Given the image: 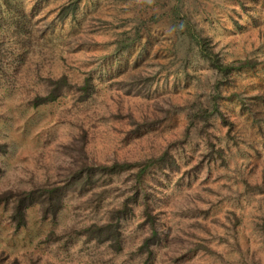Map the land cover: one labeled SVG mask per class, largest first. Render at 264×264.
Returning a JSON list of instances; mask_svg holds the SVG:
<instances>
[{"label":"rangeland","instance_id":"rangeland-1","mask_svg":"<svg viewBox=\"0 0 264 264\" xmlns=\"http://www.w3.org/2000/svg\"><path fill=\"white\" fill-rule=\"evenodd\" d=\"M71 1L0 0V188L63 182L83 159L168 151L171 167L153 162L143 187L158 231L139 252L148 226L137 201L117 252L37 241L51 224L104 220L132 197L133 164L66 188L53 217L30 204L16 231L0 202V245L55 264H264V0ZM198 39L219 61L254 63L222 74ZM63 74L52 100L29 101Z\"/></svg>","mask_w":264,"mask_h":264},{"label":"trees","instance_id":"trees-1","mask_svg":"<svg viewBox=\"0 0 264 264\" xmlns=\"http://www.w3.org/2000/svg\"><path fill=\"white\" fill-rule=\"evenodd\" d=\"M70 3V8L73 9L74 2ZM66 11L60 13L61 16L65 15ZM189 28V27H188ZM189 31V29L187 30ZM190 33V32H189ZM197 44L202 54L207 56L212 65L222 74H226L229 69L239 68L244 65H252L254 60L250 57L242 59H232L228 61H219L215 53L207 47L203 39H198ZM4 52L0 48V62L3 61ZM5 71V69H4ZM60 85H69L66 81L65 75H59L55 78V82L47 88L42 89L41 92H35L29 101L33 104L45 100H52L57 95V88ZM81 89V96H89L92 92V83L89 77H85L79 84ZM215 108V104L213 105ZM213 107L206 109L204 106H198L201 116L207 117L212 111ZM207 114V115H206ZM6 151V142L0 140V153ZM173 158L168 151H163L157 156L148 155L143 159L129 160V159H111L108 162H97L91 166L85 159H83L74 168H71L70 173L64 178L63 182L50 181L44 185L42 182L35 180L28 185H13L0 188V202L8 206L7 215L10 223L12 224V231L26 223L27 206L36 204L42 209V213H50V217L55 216L56 210L62 204L63 191L68 187L81 189L84 183L99 181V175L112 174L120 170L127 169L133 164H137L133 170L132 189L133 194L131 198L123 197L118 205L112 206L109 209V214L104 220H91L90 222L75 224V223H57L50 225L45 233L41 234L37 241H50L58 240L57 242H66L70 238L87 241L88 243L102 242L105 246H110L112 253L121 249L124 238L122 236V224L128 217L129 213L133 211V207L138 202H141V210L144 213L143 220H146L148 230L143 235L137 252L147 248V253L150 252V244L155 238L158 231V226L152 214L149 201L143 191L145 182V173L150 171V165L154 162L156 167L162 169L166 166L173 164ZM0 161V171L2 165ZM92 167H95L96 173L94 174ZM138 201V202H137ZM69 244V243H68ZM202 248L209 249L206 243H202ZM99 258V257H98ZM146 261L142 260L144 264ZM0 264H55L49 257L42 256L38 253H33L31 249L25 247L14 248L9 245H0Z\"/></svg>","mask_w":264,"mask_h":264}]
</instances>
